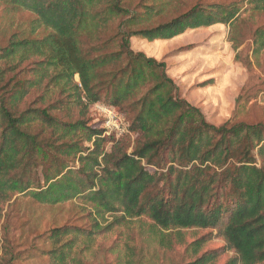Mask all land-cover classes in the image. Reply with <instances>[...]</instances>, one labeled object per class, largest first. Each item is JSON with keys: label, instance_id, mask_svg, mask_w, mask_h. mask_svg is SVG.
I'll return each mask as SVG.
<instances>
[{"label": "trees", "instance_id": "trees-1", "mask_svg": "<svg viewBox=\"0 0 264 264\" xmlns=\"http://www.w3.org/2000/svg\"><path fill=\"white\" fill-rule=\"evenodd\" d=\"M0 2L33 13L32 32L47 31L12 34L0 47V192L45 205L74 201L93 214L88 227L44 230L42 264H84L76 248L88 251L113 223L144 217L159 240L210 229L233 251L225 264H264V123L210 122L163 60L130 46L132 37L232 30L243 14L264 10V0L197 1L160 22L173 1H139L131 14L121 0ZM251 51L255 59L264 52V25L254 30ZM94 105L113 108L125 130L117 136L92 125ZM205 242L195 239L192 251ZM218 256L208 250L182 264H213Z\"/></svg>", "mask_w": 264, "mask_h": 264}, {"label": "rangeland", "instance_id": "rangeland-1", "mask_svg": "<svg viewBox=\"0 0 264 264\" xmlns=\"http://www.w3.org/2000/svg\"><path fill=\"white\" fill-rule=\"evenodd\" d=\"M121 1L131 14L140 10L138 2L144 0ZM171 1L156 22L168 20L197 1H242L245 4L247 0ZM33 19V13L0 2V47L12 34L29 38L45 35L47 31L43 29L32 32ZM260 25H264V10L243 14L232 30L213 25L186 31L171 40L151 42L132 37L130 46L135 51L163 60L168 75L179 85L185 98L197 105L210 122L219 124L231 118L233 121L264 123V52L255 59L251 51L253 32ZM189 44H192L191 48L181 49ZM209 78L213 82L202 86V83L208 84ZM75 79L78 80L77 76ZM101 108L103 106L90 107L89 119L92 125L106 128V117ZM106 129L119 136L125 125L121 122L118 131L115 127ZM10 195L7 191L0 192V224L3 223L2 236L7 238L3 264L46 262L40 251L47 247L40 239L44 230L63 224L88 227L93 217L90 208L78 202L45 205L27 197ZM106 217L108 221L112 220L110 216ZM152 229L151 221L145 217L141 221L113 223L110 231L97 236L90 250L76 248L75 254L81 255L84 264H128L129 260L132 264H182L214 249L219 256L213 264H225L234 256L233 251L225 249L223 239L210 229H181V238L172 232L165 234L163 240L152 237ZM199 237H204L206 242L194 253L191 243Z\"/></svg>", "mask_w": 264, "mask_h": 264}, {"label": "built area", "instance_id": "built-area-1", "mask_svg": "<svg viewBox=\"0 0 264 264\" xmlns=\"http://www.w3.org/2000/svg\"><path fill=\"white\" fill-rule=\"evenodd\" d=\"M101 109L106 117V121H105L106 128L109 127L112 129L115 127L118 131L119 124H121L122 122L121 117L118 115V113L113 108H109V107H103Z\"/></svg>", "mask_w": 264, "mask_h": 264}]
</instances>
